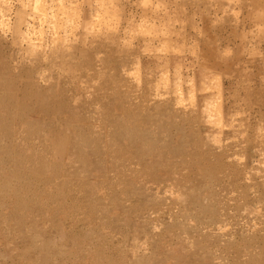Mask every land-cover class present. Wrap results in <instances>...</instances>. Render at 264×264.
<instances>
[{
    "label": "rangeland",
    "instance_id": "1",
    "mask_svg": "<svg viewBox=\"0 0 264 264\" xmlns=\"http://www.w3.org/2000/svg\"><path fill=\"white\" fill-rule=\"evenodd\" d=\"M0 75V264H264V0H0Z\"/></svg>",
    "mask_w": 264,
    "mask_h": 264
},
{
    "label": "bare ground",
    "instance_id": "2",
    "mask_svg": "<svg viewBox=\"0 0 264 264\" xmlns=\"http://www.w3.org/2000/svg\"><path fill=\"white\" fill-rule=\"evenodd\" d=\"M39 5H41V4H39ZM61 7H63V6H61ZM38 8V7H37ZM41 9V8H40ZM61 9V8H60ZM63 10V9H62ZM43 11V10H42ZM40 12V11H39ZM44 13V12H43ZM36 46H37V44H36ZM57 49H58V47H57ZM39 51V50H38ZM55 51V50H54ZM34 53V52H33ZM55 53H57V52H55ZM53 57H54V54H53ZM51 72V71H50ZM134 73V72H133ZM106 75V74H105ZM0 77H1V75H0ZM3 77H4V75H3ZM95 82V81H94ZM92 85V84H91ZM193 95V94H192ZM218 120V119H217ZM107 129V128H106ZM66 161V160H65ZM145 188V187H144Z\"/></svg>",
    "mask_w": 264,
    "mask_h": 264
}]
</instances>
